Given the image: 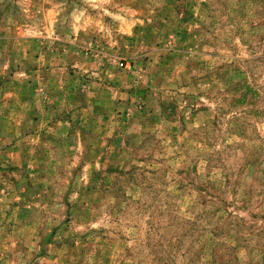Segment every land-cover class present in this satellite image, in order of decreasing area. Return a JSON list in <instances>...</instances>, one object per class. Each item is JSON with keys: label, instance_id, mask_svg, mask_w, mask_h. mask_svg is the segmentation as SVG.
I'll list each match as a JSON object with an SVG mask.
<instances>
[{"label": "rangeland", "instance_id": "374dc122", "mask_svg": "<svg viewBox=\"0 0 264 264\" xmlns=\"http://www.w3.org/2000/svg\"><path fill=\"white\" fill-rule=\"evenodd\" d=\"M0 264H264V0H0Z\"/></svg>", "mask_w": 264, "mask_h": 264}, {"label": "crops", "instance_id": "0c3cea01", "mask_svg": "<svg viewBox=\"0 0 264 264\" xmlns=\"http://www.w3.org/2000/svg\"><path fill=\"white\" fill-rule=\"evenodd\" d=\"M56 83V82H55ZM56 85V84H55ZM71 83L69 82V80L68 79H66L63 83H62V85H61V89L60 90H62V91H57V90H53L52 91V88H53V85L51 84V85H47V91L48 92H50L51 94H55V96L53 97H50L48 100H47V102L46 101H43V100H40V91H39V89H35L34 91H35V93L34 94H38V101L40 102V104H42V102H43V104H45V106H47L48 108H49V111H50V113H51V110H52V116H54V118L55 119H53L54 120V122H55V124H62V125H67V126H70V124H71V119H69L66 115H62L63 114V112L66 110V112H68L67 110L70 108V106L71 107H75V109H76V111H77V104L82 100V97H81V87H80V85H76V84H73V85H71ZM70 89V90H72V95L74 96V100H73V103H70L69 101H68V98H66V97H63L62 99H59L56 95H58V93H62L64 90H67V89ZM44 90V89H43ZM36 91H37V93H36ZM56 91H57V93H56ZM72 104H74V105H72ZM78 113H76L77 114V116H79L80 114H79V111H77ZM72 120H76V119H72ZM51 122H52V120H51ZM60 129H57V128H54L53 129V132H54V134H55V136H62V135H64V134H61L60 133Z\"/></svg>", "mask_w": 264, "mask_h": 264}]
</instances>
